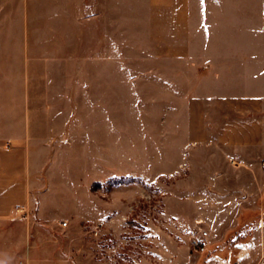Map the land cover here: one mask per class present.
Instances as JSON below:
<instances>
[{
    "label": "rangeland",
    "instance_id": "374dc122",
    "mask_svg": "<svg viewBox=\"0 0 264 264\" xmlns=\"http://www.w3.org/2000/svg\"><path fill=\"white\" fill-rule=\"evenodd\" d=\"M242 57H264V0H0L17 264L234 259L264 212V93L215 101Z\"/></svg>",
    "mask_w": 264,
    "mask_h": 264
},
{
    "label": "crops",
    "instance_id": "0c3cea01",
    "mask_svg": "<svg viewBox=\"0 0 264 264\" xmlns=\"http://www.w3.org/2000/svg\"><path fill=\"white\" fill-rule=\"evenodd\" d=\"M232 61V60H230ZM241 64L238 66L230 65V67H238L240 69L241 75L239 77H231L230 80L232 81H239L242 85V88L239 90L237 88V84L231 83L226 88H215L220 90L219 92L216 91V93H224L225 96H227L229 89L231 91H234V93H238L240 95V99L244 100L246 99L244 96H246L249 92H257V93H264V57H257L256 59H245V57H242L240 60ZM257 75H255L256 73ZM252 73V76L249 74ZM254 73V74H253ZM260 73H263L260 75ZM255 75V76H253ZM231 87H236L235 90ZM246 88V89H245ZM232 93V92H231ZM230 96L224 97L223 99H215V101H222L226 102L228 101V98ZM238 97V96H237ZM6 167L3 165H0V191L2 192L0 197L5 196L4 198L8 201H11L13 197H15L16 193L15 191L9 192L10 190H16L14 187L8 188L7 182L5 181V177L3 174H5ZM18 189V188H17ZM264 213V212H263ZM257 216L255 219H253V224L250 229V231L247 234V237L242 241V243H237L235 246L239 247L238 253L233 256L229 255V251L225 250L224 252H220L217 249V245L210 246V252L217 251L216 257L220 259V262H210L209 264H259L257 260V254L263 253L264 254V214ZM244 219H240V224L243 222ZM262 241V247L261 240ZM257 246L256 251L253 250V248L250 250V247L252 245ZM17 245L12 244L10 241H5L0 243V264H17L18 261V250ZM29 264H34V262H29Z\"/></svg>",
    "mask_w": 264,
    "mask_h": 264
},
{
    "label": "built area",
    "instance_id": "2783aa9c",
    "mask_svg": "<svg viewBox=\"0 0 264 264\" xmlns=\"http://www.w3.org/2000/svg\"><path fill=\"white\" fill-rule=\"evenodd\" d=\"M263 170H264V163H263ZM63 226H67V223L65 222V223L63 224ZM203 236H204V237H207V236H208V233H207V232H204V233H203ZM195 245H196L197 247H201V246H202V243H199L198 241H195Z\"/></svg>",
    "mask_w": 264,
    "mask_h": 264
}]
</instances>
